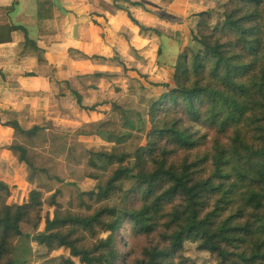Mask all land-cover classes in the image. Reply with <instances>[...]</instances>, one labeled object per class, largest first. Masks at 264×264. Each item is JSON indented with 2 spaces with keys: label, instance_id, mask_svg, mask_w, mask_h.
I'll use <instances>...</instances> for the list:
<instances>
[{
  "label": "trees",
  "instance_id": "1",
  "mask_svg": "<svg viewBox=\"0 0 264 264\" xmlns=\"http://www.w3.org/2000/svg\"><path fill=\"white\" fill-rule=\"evenodd\" d=\"M208 1L220 5L194 15L191 37L199 49L185 48L164 62L172 80H155L163 89L158 96L133 70L125 88L87 105L69 81L42 74L57 98L71 96L80 112L98 118L93 131L74 132L102 142L85 152L93 189L66 184L36 165L23 145L4 146L26 167L27 183L40 187L20 204L0 181V264H28L18 258V242L43 250L49 264H190L187 243L217 264H264V0ZM57 11L54 0H36L34 36L13 22L0 24V45L22 33L15 63L0 65L1 89L7 76L34 78L18 66L22 61L53 66V56L63 57L44 44L57 35ZM126 17L140 36L162 38ZM67 52L73 60L103 59ZM0 124L28 141L49 132L44 125L25 130L17 117ZM63 195L72 202L67 208L59 202ZM60 250L68 256L54 258Z\"/></svg>",
  "mask_w": 264,
  "mask_h": 264
},
{
  "label": "rangeland",
  "instance_id": "2",
  "mask_svg": "<svg viewBox=\"0 0 264 264\" xmlns=\"http://www.w3.org/2000/svg\"><path fill=\"white\" fill-rule=\"evenodd\" d=\"M68 1L70 0L62 1L65 7H62V4L59 7L70 13L72 18L66 19L64 12L57 11L59 37L48 38L44 43L48 47L51 44L53 54L63 57L53 56V66L43 64L34 67L35 65H33L30 69L34 74L33 80L28 81L20 75L7 78V89L9 90H0V103L18 114L19 124L25 130L36 125H44L49 128V132L32 141L12 133L11 143L27 147L29 157L36 165L48 169L50 173L61 178L66 184H75L81 191L89 192L93 189V182L87 178L88 168L85 152L91 147H99L102 142L96 138L91 141L86 137H79L74 132L79 128L85 132L93 131L98 118L94 115L89 117L80 112L71 96L66 99L57 98L55 86L46 83L42 74L53 73L52 75L58 80L69 81L87 105L113 97V89L116 87L125 88L126 81L136 77L133 70L147 77L145 85L147 84L151 92L150 95L158 96L163 92V89L160 87V83L153 84L155 80L169 84L172 80V71L163 65L164 62L185 48L195 51L199 49L191 37L196 23V20H193L194 14L204 11L215 12L219 9L220 3L208 0H173L169 4L164 0H159V3L155 1L157 6L153 5L150 11L133 10L137 17L132 16L143 27L159 29V25L163 23L171 26L178 33L177 41H175L161 32H158L162 35L161 39L140 36L137 29L127 19V12L113 8L106 0H100L104 13L99 15L93 13L97 14L94 18L92 15L89 16L88 7L80 10V13H74L76 8L72 9V6H68ZM173 2H177L180 6L189 4L188 16L184 20L185 26L188 28H184L178 21L170 20L168 16L164 19L157 17L161 13L166 15L170 11L169 5ZM153 12L155 15L152 14ZM74 23H76L75 29H73ZM62 33L68 35H62ZM77 41L86 44V51H82V53L88 57H102L103 59L73 60L70 52L67 51L69 48H77L79 43H76ZM159 50H162L161 57L158 56ZM10 56L12 55H7V57ZM116 56L120 58V62L129 65L128 72L123 71L120 63L114 59ZM66 62H69V65ZM17 73L20 74L21 70H18ZM93 75H97L98 78L92 80L84 78ZM19 84H23V86ZM11 118H13L12 114L1 113L0 123L9 121ZM25 173L26 176L21 181L14 180V178L11 180L16 192L15 197L11 199L12 202H25L26 192L28 195L31 189L40 187L36 180L32 185L27 183L28 175L26 171ZM43 193L48 196L51 191H43ZM59 202L66 208L72 203L70 197L66 195H63ZM47 212L48 210L44 208L43 216H46ZM38 230L39 232L43 231V223ZM17 255L19 259L26 260L28 264H49L44 262L42 257L44 251L30 242H18ZM61 255L68 256V252L60 250L52 253L54 258ZM184 255L190 264H217L211 254L198 251L196 244L193 243L185 244Z\"/></svg>",
  "mask_w": 264,
  "mask_h": 264
},
{
  "label": "crops",
  "instance_id": "3",
  "mask_svg": "<svg viewBox=\"0 0 264 264\" xmlns=\"http://www.w3.org/2000/svg\"><path fill=\"white\" fill-rule=\"evenodd\" d=\"M54 1H55V5L58 11L64 12V18L66 19L72 18V16H70V13L64 11V9H61L59 7L60 4H62V7H65V5L62 2L65 0H54ZM106 1L109 2L113 8H117L120 11H125L135 17H137V14L133 12V10L150 11L153 5L157 6L155 1L159 3V0H128V1L140 4L137 6H130L129 4L124 3L123 0H117V1L106 0ZM68 3H69L68 6L73 7L72 9L76 8L74 10V13H80V10L82 11L84 8H87V7L89 8V13H90L89 16L92 15L93 18L97 16V14L99 15L100 13H104V9L101 7L100 0H70L68 1ZM188 7H189V4L187 3L185 6H182V5L180 6L177 4V2H173L171 5H169L170 11L166 13V16H168L170 20L174 22L178 21L182 23L184 28H188L187 26H185V23H184V20H186L188 16V13H187L189 9ZM93 13H97V14H93ZM35 14H36V0H0V24H5V23L7 24L8 22H13V24L15 25L24 26L28 29L30 36L35 35V31H34ZM152 14L155 15V12H153ZM196 14H198V12ZM159 16L160 15L158 14L157 17ZM160 19H164V18H160ZM75 24L76 23H74L73 25V29L76 28ZM159 27H160L159 29H154V30L156 31L158 30L157 32H161L164 35L170 37V39L177 41L178 33H176V31H174L171 26L165 25L163 23L159 25ZM182 31H183V27H182ZM59 34L60 32L58 29L57 35L55 37L57 36L59 37ZM62 35H68V34L62 33ZM11 37H12L11 43L0 45V52H2V54H0V65L2 66H10L15 63L10 58L13 57V54H14L13 51L17 43L21 40L22 33L20 31L12 33ZM76 43H78L77 48H69V49H75L80 52L86 51L85 43H82L80 41H77ZM7 55H12V56L7 57ZM33 65H34V62L22 61L18 66H22V68L31 72L30 69L32 68ZM11 76L13 75L7 76L5 80ZM30 80H33V79H30ZM7 86H8V83H7ZM20 86H23V84H21ZM0 90L3 91V90H9V89H7L6 87L5 89L0 88ZM6 111H9V112H6ZM1 113H4L5 115L12 114L13 117L18 116V114L14 113V110H9L4 105H2V103H0V115ZM12 133L13 132L11 129L5 128L1 126L0 124V181L6 183L9 186L12 192L11 199L15 197L14 195L16 193L15 189H13V184L11 183L12 178H14V180L21 181L26 176V173H25L26 170L24 169V166L22 164H19L14 154L3 149L4 146L11 143ZM12 175H14V177H12ZM27 196L28 195L26 192L25 197H24L25 202L27 201ZM14 203H18V202L15 201Z\"/></svg>",
  "mask_w": 264,
  "mask_h": 264
}]
</instances>
